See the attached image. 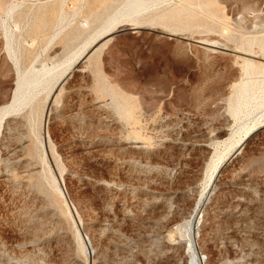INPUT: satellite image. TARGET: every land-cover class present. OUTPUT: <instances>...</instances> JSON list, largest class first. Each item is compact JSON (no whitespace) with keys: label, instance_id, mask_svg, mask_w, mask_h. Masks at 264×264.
I'll return each mask as SVG.
<instances>
[{"label":"rangeland","instance_id":"1","mask_svg":"<svg viewBox=\"0 0 264 264\" xmlns=\"http://www.w3.org/2000/svg\"><path fill=\"white\" fill-rule=\"evenodd\" d=\"M125 1L0 0V264H264V112L234 119L264 80V0H159L188 5L11 107L16 64L82 53Z\"/></svg>","mask_w":264,"mask_h":264},{"label":"bare ground","instance_id":"2","mask_svg":"<svg viewBox=\"0 0 264 264\" xmlns=\"http://www.w3.org/2000/svg\"><path fill=\"white\" fill-rule=\"evenodd\" d=\"M185 1L191 2V1H195V0H185ZM159 5H160L159 0H126L125 3L123 4L122 9H120L115 14H113V16L111 18H108L106 20V22L104 23V25H102L103 27L98 31L97 35L93 39H91L86 44V46L84 45V49H83L82 53H80V54L76 53L75 56H73V57L71 56L72 58L68 59L67 61L65 60V62H63V63H60V64H52V63L48 64L47 63V65L40 66V67L33 66L32 68H29V70H25L24 72H22L19 65L16 64V62H17L16 61L15 62L16 67H17V74H16L17 80H16V84H15L16 88L14 90V94H13L14 96H12L13 97V106L10 105L14 109L11 107H10L11 108L10 109V108H8L9 107L8 106L7 111H8V109H9V111H12V109L15 110L17 108H20L23 105L28 106V105L33 104L34 102L37 101V98L42 93H46V99H49L51 94L54 92L55 88H57V86H59V84L68 75L69 70L72 68L73 64L76 63V61L79 62L80 59H82L83 57L88 55V52L90 51V49H92L95 46H97L98 44H100V42H102L103 40H105V39L111 37L112 35L116 34L118 31H121V29L123 30L124 28H129V29L133 30V28H136L135 25L142 24L143 21L141 22V18H146L152 22L157 21V20L178 21L179 18L181 17V15H183L184 9H185V7H187L188 4L184 3L180 9L174 10V11L168 12V13H164L165 11H161L160 9H158ZM61 10H63L62 7H61ZM3 22H6V21H3ZM82 26H83V28H90V23L88 21L82 22ZM4 27H6L5 24H4ZM11 28H12V26H11ZM17 28H18V26L16 27V30H18ZM9 29H10V27H9ZM13 30H15V28ZM7 38H10L9 35ZM206 46H208L209 48L210 47L211 48H217L219 46L222 47V45H218L215 47V46H212L210 44L206 45ZM260 47H261L262 51H264V42H262ZM241 54L245 57L257 58V57H253L249 54H245V53H241ZM244 63L247 65L246 69H250L251 67L253 69L258 68L256 66L255 62H253L252 60H249L247 58H244ZM236 106H237V109L235 111V118L234 119H236V118L238 119L239 116L250 117V116L254 115L255 113H256V115H258L259 114L258 112H260V113H261V111L264 112V80L260 84H255V83L249 84L248 83L246 85V88H243L240 91V93L237 97ZM7 111H6V113H7ZM3 113L5 115V112H3ZM8 114H9V112L7 113V115ZM259 116L261 118L264 117V116L262 117L261 114H259ZM7 119H9V118H7ZM238 120H240V118ZM252 120L253 119H251V122H252ZM254 120H255V123H252V124H254L253 127H257L258 124L260 127H264L262 122H261V125H262L261 126L259 121H257L256 119H254ZM3 121H6L5 116L0 118V129L2 127H4L3 123H5V122H3ZM245 123H247V121ZM253 127H249V129L246 132V137H248L249 132L251 131V129ZM244 129H247L246 126H244ZM1 132L2 131H0V134H1ZM220 160L221 159L218 158L217 161H214L213 163L211 162L212 163V165H211V171L212 172L210 173V175L212 174V176H213L214 171L219 166ZM212 176H210V178H209L210 180L212 179L211 178ZM208 177L209 176H207V178ZM173 223H175V222H173ZM194 223H193V221L189 223L188 237H189L190 243H193L195 241V238H196L195 233L197 231V227ZM198 261H200V258ZM195 263H197V258H196V256H192L190 258V264H195Z\"/></svg>","mask_w":264,"mask_h":264}]
</instances>
